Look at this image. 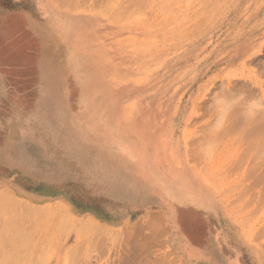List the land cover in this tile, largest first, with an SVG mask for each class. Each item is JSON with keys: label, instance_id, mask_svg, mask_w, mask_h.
<instances>
[{"label": "rangeland", "instance_id": "374dc122", "mask_svg": "<svg viewBox=\"0 0 264 264\" xmlns=\"http://www.w3.org/2000/svg\"><path fill=\"white\" fill-rule=\"evenodd\" d=\"M263 71L264 0H0V97L13 103L38 90L55 96L57 111L75 114L77 127L101 134L122 164L163 191L173 205L166 206L170 221L180 204L192 206L187 215L200 224L205 216L200 221L197 208L226 213L233 234H241L230 264L241 257L244 264H264V113L253 125L239 111L228 125L216 124L241 92L264 96ZM105 81L122 88L125 101L115 106L123 104L126 121L135 116L130 108L143 113L137 130L149 149L112 145L116 133L90 117V91H100ZM104 94L107 104L115 92ZM5 121L0 133L14 132ZM0 196V264H127V250L112 247L111 233H101L104 244L80 247L77 222L62 210L8 190Z\"/></svg>", "mask_w": 264, "mask_h": 264}, {"label": "crops", "instance_id": "0c3cea01", "mask_svg": "<svg viewBox=\"0 0 264 264\" xmlns=\"http://www.w3.org/2000/svg\"><path fill=\"white\" fill-rule=\"evenodd\" d=\"M34 93L15 96L13 103L0 97V119L8 118L15 126L14 132L0 133V190L62 210L77 222L74 230L80 247L104 244L107 240L101 233H111L112 247L122 244L127 250V264H230L231 249L241 234H233L236 228L226 213L195 209L200 221L201 214L205 216L197 235L182 223L176 227L168 209L153 201L141 177L104 145L101 134L77 127L75 114L57 111L55 96ZM13 106L20 111H13ZM192 208L179 205L180 222ZM223 226L228 231H222ZM202 229L205 239L200 238ZM185 244L194 249V256L185 254ZM238 261L244 264L242 257ZM113 264L124 262L118 259Z\"/></svg>", "mask_w": 264, "mask_h": 264}, {"label": "bare ground", "instance_id": "6f19581e", "mask_svg": "<svg viewBox=\"0 0 264 264\" xmlns=\"http://www.w3.org/2000/svg\"><path fill=\"white\" fill-rule=\"evenodd\" d=\"M128 2H130V1H128ZM119 3V2H118ZM121 3V2H120ZM119 3V4H120ZM118 4V5H119ZM125 4V3H124ZM138 5V4H137ZM117 13V12H116ZM117 16V15H116ZM118 19V18H117ZM79 21H82L81 19H78ZM92 27H94V26H92ZM88 45H90V44H88ZM94 49V53L95 54H98V52L96 51V49L95 48H93ZM98 56V55H97ZM257 59V58H256ZM88 64V63H87ZM91 65H95V64H97L96 63V59H94V61H92L91 63H90ZM109 69H111V70H113L114 72L116 71V69H114V67L111 65V68H109ZM262 69V68H261ZM264 72V71H263ZM98 74H100V72L98 71V69L96 70V71H94L93 72V76L95 77V79L97 78L96 76L98 75ZM78 79V78H77ZM105 79H106V77H105ZM112 80V79H111ZM84 82H81L82 84H85V80H83ZM101 81H103V80H101ZM113 81H111V82H107L106 83V81H105V84L101 87V89H100V91H99V89L98 88H96V89H92L90 92H92L89 96H88V103H89V110H90V112H91V118L98 124V125H101V126H107L108 127V129L109 130H112L111 132H115L116 134H115V136L114 137H112V140L110 141V143L113 145V143H117V144H120L121 146H125V147H127V148H129V149H136L137 148V146L139 145V146H145V147H147L146 149H149V147L147 146V144L146 143H144V142H142V140L140 139V133H139V131L137 130V126H138V122H139V120H140V118H141V115L143 114V113H137V111L138 110H135V107H133V108H130L129 109V113L131 114V113H134V115L135 116H132L133 118H131L130 119V121H126V119H124V117L122 116V113L125 111V109L123 110V108H122V105L123 104H119V106H115V104L116 103H118V101H121V102H124L125 100H123V96L121 95V93H122V88L120 89V88H118V89H116V88H114V86H113ZM86 87L87 86H89V88H90V85H89V83H86V85H85ZM243 86H244V84H243ZM249 86V85H248ZM247 86V87H248ZM108 88H110L111 89V91L112 92H115V95L114 96H112V97H108V99H110L111 101L110 102H108L107 104H105L104 102H103V100L105 99V97L107 98V95H105L104 94V92H105V90L106 89H108ZM249 88H251V87H249ZM227 89V88H226ZM229 90H231V89H229ZM228 90V91H229ZM251 90V89H250ZM249 90V91H250ZM254 90V89H253ZM232 91V90H231ZM230 91V92H231ZM255 91V90H254ZM252 92V91H251ZM222 93V92H221ZM232 93V92H231ZM231 93H230V95H231ZM250 92H248V95L249 96H251L250 94H252V93H250ZM219 95V94H218ZM224 96V95H223ZM261 96H262V94H261ZM220 97H222L221 95H220ZM219 97V98H220ZM227 97V96H226ZM232 97V96H231ZM230 97V98H231ZM256 97V96H255ZM252 98V97H251ZM216 99V98H215ZM225 99V97H222V100H224ZM228 99V98H227ZM227 99H225V100H227ZM222 100H221V102H222ZM229 101H230V99H228ZM232 100V99H231ZM220 101V100H219ZM221 102H219V103H221ZM231 103H229V104H227V106L228 105H230ZM220 105V104H219ZM217 106V105H216ZM221 106H223V105H221ZM225 106V105H224ZM218 107V106H217ZM219 108H221V107H219ZM131 109H133V110H131ZM217 109V108H216ZM225 109H228L227 107H225ZM238 109V110H237ZM236 109V111H234L233 113H231V115H230V117L231 116H233L235 113H236V115H237V111H239L240 112V109L239 108H237ZM222 111H223V109H221ZM221 110H220V112H218V113H221ZM216 111H218V110H216ZM216 113V112H215ZM222 113H224V112H222ZM126 114V113H125ZM141 114V115H140ZM233 114V115H232ZM239 114V113H238ZM262 114V113H261ZM260 114V115H261ZM218 115V114H217ZM235 115V116H236ZM237 116H239V115H237ZM261 116H263L264 117V115L262 114ZM261 116L259 117V118H261ZM108 117V119L109 120H106V118ZM243 118V117H242ZM258 118V119H259ZM230 119V118H229ZM228 119V120H229ZM237 120H239L238 118H236ZM244 119V118H243ZM9 120V119H8ZM227 120V121H228ZM231 120H233L232 119V117H231ZM230 121V120H229ZM228 121V122H229ZM240 121H241V119H240ZM239 121V122H240ZM253 121V120H252ZM261 121V120H260ZM259 121V122H260ZM9 122H10V120H9ZM242 123H243V120L241 121ZM250 122V121H249ZM249 122H248V125L249 126H247V127H252L250 124H249ZM252 125H253V123H255V121H253V123L252 122H250ZM257 123H258V120H257ZM2 124H4V126H11V127H13V129H14V131H15V126H12L11 125V123H8V121H5V122H3ZM1 124V125H2ZM230 124H232V122L230 123ZM246 124V123H245ZM260 124H264V123H260ZM217 126H219L218 124H216ZM226 125V124H225ZM227 125H228V123H227ZM247 125V124H246ZM259 125V124H258ZM233 126H234V124H233ZM242 127L243 126H245L244 124L243 125H241ZM256 126V125H255ZM264 126V125H263ZM228 127V126H227ZM230 128H232L233 129V127H232V125H231V127ZM235 128V127H234ZM241 128V127H240ZM257 128V127H256ZM259 130H260V133H264V131L262 132L261 131V127L259 126ZM215 129V128H214ZM229 129V128H228ZM237 129V128H236ZM213 130V129H212ZM243 130V129H242ZM242 130H238L239 132H242ZM244 130H246V128L244 129ZM250 130V129H249ZM253 129H251V131H252ZM214 131V130H213ZM216 131V130H215ZM230 131V130H229ZM255 131L257 132V130L255 129ZM255 131H252V132H254L255 133ZM235 132V131H234ZM236 132H237V130H236ZM258 133H259V131H258ZM244 134V133H243ZM259 135V134H258ZM261 135V134H260ZM253 136V135H252ZM255 136H257V135H255ZM258 137V136H257ZM260 137V136H259ZM260 140H261V138H260ZM259 140V141H260ZM264 140V139H263ZM257 141H258V138H257ZM256 141V142H257ZM258 141V142H259ZM254 142V141H253ZM264 142V141H263ZM259 143H261V142H259ZM264 144V143H263ZM250 145H252V147H254L255 146V150H256V147L258 146V145H253V143H251ZM136 146V147H135ZM260 146H261V144H260ZM259 147V146H258ZM256 152V151H255ZM254 152V153H255ZM262 152V151H261ZM196 153V152H195ZM264 153V152H263ZM257 157V156H256ZM254 159H255V157H254ZM145 160H146V162L145 163H147L148 161H150V160H152L150 157H148V158H146L145 157ZM264 160V159H263ZM254 161V160H253ZM260 161V160H259ZM257 162V161H256ZM255 162V163H256ZM261 162V161H260ZM254 163V164H255ZM263 163H264V161H263ZM260 164H258V166H259ZM264 165V164H263ZM254 166V165H253ZM256 166V165H255ZM256 170V169H255ZM259 170V169H258ZM262 170V169H261ZM261 174H263V172L261 173ZM262 176V175H261ZM263 178H264V175H263ZM15 179V178H14ZM263 180V179H262ZM142 183H143V187H144V189H145V191L147 192V193H149L150 194V196H151V198L153 199V201H155L156 203H158L159 205H161V206H167L168 205V207H170V206H173L172 205V202L170 201V200H168L167 199V197L163 194V191L160 189V188H158V187H156V186H153V185H149L148 184V181L147 180H142ZM30 186V185H29ZM36 188H37V186H36ZM38 189V188H37ZM47 190V189H46ZM1 192H2V190H1ZM5 192H6V190H5ZM85 192H89V191H86V189H85ZM89 195V194H88ZM92 197V196H91ZM0 198H1V196H0ZM5 198V197H4ZM11 198V197H10ZM3 199V198H2ZM9 199V198H8ZM12 200V199H11ZM10 201V200H9ZM77 201V200H76ZM81 201V200H80ZM69 202V201H68ZM78 202V201H77ZM82 202V201H81ZM16 203H18V202H16ZM14 204V203H13ZM12 204V205H13ZM87 205H89L88 203H87ZM10 206V205H9ZM16 206V205H15ZM81 207V206H80ZM88 207V206H87ZM153 207V206H152ZM9 208V207H8ZM2 209V208H1ZM11 209V208H10ZM42 208H40V210H41ZM45 209V208H44ZM88 209V208H87ZM98 209V208H97ZM152 209V208H151ZM28 210V209H27ZM32 210H34V208L32 209ZM39 210V209H38ZM39 210V211H40ZM43 210V209H42ZM38 211V212H39ZM96 211V210H95ZM132 211V210H131ZM2 212H4V211H2ZM26 213V212H25ZM30 213V212H29ZM73 213V212H72ZM90 213V212H89ZM98 213V212H97ZM106 213V212H105ZM128 213V212H127ZM90 214H92V213H90ZM115 214V213H114ZM178 214H179V212H178V209H176V211H175V213H173V215H172V218H171V222L174 224V225H176V227H177V225H179L180 223H182L188 230H190L191 231V233H193V235H197V233H198V230L202 227V224H200L199 223V221H197L195 218H192V217H190V215H187V212H184L183 213V215H182V220H181V222H180V218H179V216H178ZM182 214V213H181ZM180 214V215H181ZM7 215V214H6ZM5 215V216H6ZM37 215V214H36ZM98 215H99V213H98ZM43 216V215H42ZM77 216V215H76ZM91 216H93V215H91ZM114 216V215H113ZM94 217V216H93ZM100 217V216H99ZM5 218V217H4ZM119 218V217H118ZM117 217H116V219H118ZM126 218V217H125ZM41 219V218H40ZM7 220V219H6ZM6 220H4V221H6ZM19 221V220H18ZM17 221V222H18ZM63 221H65V220H63ZM66 222V221H65ZM4 223V222H3ZM12 223V222H11ZM11 223H10V225H11ZM19 223V222H18ZM100 223V222H99ZM6 224V223H5ZM9 224V223H8ZM7 224V225H8ZM17 224V223H16ZM35 224V223H34ZM39 224H40V222H39ZM21 225H22V223H21ZM61 225H62V223H61ZM3 226V227H2ZM18 226H20V224L18 225ZM26 226H27V224H26ZM38 226V225H37ZM37 226H35L36 228H37ZM67 226V225H66ZM70 226V225H69ZM68 226V227H69ZM110 226V225H109ZM181 226V225H180ZM1 227H2V229H4V225H1ZM6 227V226H5ZM11 227V226H10ZM17 227V226H16ZM15 227V228H16ZM20 227H22V226H20ZM24 227V226H23ZM31 227V226H30ZM65 227V226H64ZM132 227V226H131ZM9 228V227H8ZM12 228V227H11ZM10 228V229H11ZM19 228V227H18ZM103 228V227H102ZM101 228V229H102ZM105 228V227H104ZM139 228V227H138ZM19 230V229H18ZM60 230H63L62 228L60 229ZM99 230V229H98ZM7 231H8V229H7ZM20 231V230H19ZM22 231H23V229H22ZM26 231V230H25ZM28 231V230H27ZM35 231V228H34V230L32 231V232H34ZM97 231V230H96ZM134 231V230H133ZM30 232H31V230H30ZM184 232V231H183ZM0 233H2V232H0ZM10 233V232H9ZM14 233V232H13ZM25 233V232H24ZM29 233V232H28ZM60 233H62V231L60 232ZM133 233V232H132ZM4 234H6L5 232H4ZM33 234V233H32ZM114 234H115V232H114ZM137 234H138V232H137ZM3 234H1L0 236H2ZM19 235H20V233H19ZM34 235V234H33ZM206 235V234H205ZM204 235V236H205ZM6 236V235H5ZM8 236V235H7ZM23 236H25V235H23ZM35 236V235H34ZM33 236V237H34ZM141 236V235H140ZM150 236V235H149ZM20 237V236H19ZM22 237V236H21ZM26 237V236H25ZM30 237H31V235H30ZM29 237V238H30ZM32 237V238H33ZM138 237V236H137ZM144 237V236H143ZM9 238V237H8ZM10 238H13V237H11V235H10ZM18 238V237H17ZM17 238H15L14 237V239H17ZM104 238V237H103ZM136 238V237H135ZM147 238V237H146ZM153 238H156V237H153ZM152 237H151V239H153ZM2 239V238H1ZM5 239V238H4ZM19 239V238H18ZM22 240V239H21ZM16 240H14V242H15ZM19 241H20V239H19ZM23 241V240H22ZM28 241H29V239H28ZM5 242V241H4ZM7 242H8V240H7ZM148 242H149V240H148ZM151 242H153V240H151ZM3 242H1L0 244H2ZM23 243V242H22ZM12 244H13V242H12ZM15 244H16V242H15ZM20 244H21V242H20ZM19 243H18V245H20ZM27 244V243H26ZM25 244V245H26ZM93 244V243H92ZM137 244H139L138 242H137ZM2 245H4V244H2ZM14 245V244H13ZM17 245V244H16ZM198 245V244H197ZM226 245V244H225ZM1 246V245H0ZM133 246H134V244H133ZM138 246H140V245H138ZM5 247V246H4ZM10 248V247H9ZM224 248V247H223ZM228 248V247H227ZM226 248V249H227ZM136 249V248H135ZM183 249L186 251V254L187 255H191V256H194V249H192V248H190L189 246H188V244H185L184 245V247H183ZM3 250H4V248H3ZM2 250V251H3ZM7 250V249H6ZM14 250V249H13ZM18 250V249H17ZM138 249H136V251H137ZM2 251H1V253H2ZM75 251V250H74ZM79 251V250H78ZM139 252H140V249L138 250ZM9 252H14V251H9ZM138 252V253H139ZM142 252V251H141ZM146 252V251H145ZM134 253V252H133ZM136 253V252H135ZM227 253V252H226ZM148 254V253H147ZM13 255H15V254H13ZM137 255V254H136ZM151 255V254H150ZM150 255H147V256H150ZM3 256V255H2ZM1 256V257H2ZM8 256H9V254H8ZM1 257H0V259H1ZM4 257H7V255L5 256L4 255ZM10 257V256H9ZM14 257V256H13ZM8 258V257H7ZM136 258V257H135ZM5 259V258H4ZM143 259V258H142ZM141 259V260H142ZM2 260V259H1ZM41 260V259H40ZM144 260V259H143ZM162 260V259H161ZM42 261V260H41ZM154 262V261H153ZM9 263H11V262H9ZM136 263V262H135ZM144 263V262H143ZM156 263V262H155ZM159 263H161V262H159ZM158 263V264H159ZM170 263V262H169ZM2 264V263H1ZM139 264V263H138ZM145 264V263H144ZM147 264H148V262H147ZM174 264V263H173Z\"/></svg>", "mask_w": 264, "mask_h": 264}, {"label": "clouds", "instance_id": "9594fccd", "mask_svg": "<svg viewBox=\"0 0 264 264\" xmlns=\"http://www.w3.org/2000/svg\"><path fill=\"white\" fill-rule=\"evenodd\" d=\"M236 108L240 109V115L246 121L255 120L261 113H264V96L248 98L246 93L241 92L233 98L227 111L219 117L217 124H226L229 115Z\"/></svg>", "mask_w": 264, "mask_h": 264}]
</instances>
